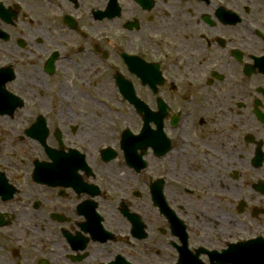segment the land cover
Here are the masks:
<instances>
[{
	"label": "flooded vegetation",
	"instance_id": "af4514ba",
	"mask_svg": "<svg viewBox=\"0 0 264 264\" xmlns=\"http://www.w3.org/2000/svg\"><path fill=\"white\" fill-rule=\"evenodd\" d=\"M0 264H264V0H0Z\"/></svg>",
	"mask_w": 264,
	"mask_h": 264
},
{
	"label": "rangeland",
	"instance_id": "374dc122",
	"mask_svg": "<svg viewBox=\"0 0 264 264\" xmlns=\"http://www.w3.org/2000/svg\"><path fill=\"white\" fill-rule=\"evenodd\" d=\"M121 110L125 111V109H124V108H121Z\"/></svg>",
	"mask_w": 264,
	"mask_h": 264
}]
</instances>
